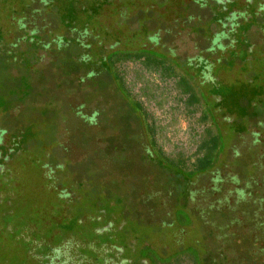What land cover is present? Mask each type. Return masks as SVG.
<instances>
[{
	"label": "rangeland",
	"instance_id": "374dc122",
	"mask_svg": "<svg viewBox=\"0 0 264 264\" xmlns=\"http://www.w3.org/2000/svg\"><path fill=\"white\" fill-rule=\"evenodd\" d=\"M0 264H264V0H0Z\"/></svg>",
	"mask_w": 264,
	"mask_h": 264
},
{
	"label": "trees",
	"instance_id": "16d2710c",
	"mask_svg": "<svg viewBox=\"0 0 264 264\" xmlns=\"http://www.w3.org/2000/svg\"><path fill=\"white\" fill-rule=\"evenodd\" d=\"M134 55H136V57H138L136 53H133V52H129V53H126L125 54V57L126 59L125 60H128L130 62L134 61V62H137L136 60H134V58H136ZM162 149V148H161ZM163 150V149H162Z\"/></svg>",
	"mask_w": 264,
	"mask_h": 264
}]
</instances>
